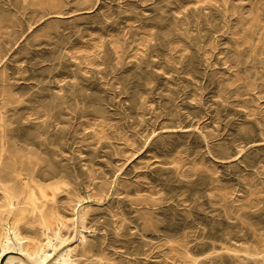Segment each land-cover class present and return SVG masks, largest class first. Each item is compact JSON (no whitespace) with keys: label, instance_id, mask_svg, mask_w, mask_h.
<instances>
[{"label":"rangeland","instance_id":"374dc122","mask_svg":"<svg viewBox=\"0 0 264 264\" xmlns=\"http://www.w3.org/2000/svg\"><path fill=\"white\" fill-rule=\"evenodd\" d=\"M61 1L55 15L0 0L10 140L27 151L22 140L40 137L38 162L87 213L85 230L79 220L66 244L48 243V264L76 247L67 264H254L244 258L264 241V0ZM27 249L0 264H36Z\"/></svg>","mask_w":264,"mask_h":264},{"label":"bare ground","instance_id":"6f19581e","mask_svg":"<svg viewBox=\"0 0 264 264\" xmlns=\"http://www.w3.org/2000/svg\"><path fill=\"white\" fill-rule=\"evenodd\" d=\"M24 3L39 8L37 11L41 13L61 15L64 9L61 0H24ZM2 62L0 60V65ZM15 102L11 96H4L0 102V261L13 246H18L21 249L27 247V254L36 264H48L53 257V252L48 251V243L55 240L61 246L66 244L63 233H75L79 220L85 230L87 213L85 209L79 212L80 199L78 196L77 200L73 199L76 195L68 190L64 176L38 162L44 146L40 137L29 136L22 140L23 145L35 150L24 151L18 143L11 142V119L6 115ZM62 193H66V199L74 204L70 220L62 214L59 199ZM143 227L152 230L155 224L146 220ZM84 241L82 238V244ZM256 245L258 252L246 251L244 260L249 262L253 258L254 264H264V241L259 240ZM76 250L77 247L67 252L62 263H72ZM261 254L260 259L254 258Z\"/></svg>","mask_w":264,"mask_h":264}]
</instances>
